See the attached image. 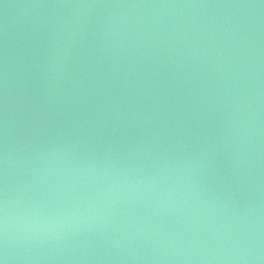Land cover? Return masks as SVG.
Instances as JSON below:
<instances>
[{
	"label": "water",
	"instance_id": "water-1",
	"mask_svg": "<svg viewBox=\"0 0 264 264\" xmlns=\"http://www.w3.org/2000/svg\"><path fill=\"white\" fill-rule=\"evenodd\" d=\"M2 264H264V0H0Z\"/></svg>",
	"mask_w": 264,
	"mask_h": 264
},
{
	"label": "clouds",
	"instance_id": "clouds-1",
	"mask_svg": "<svg viewBox=\"0 0 264 264\" xmlns=\"http://www.w3.org/2000/svg\"><path fill=\"white\" fill-rule=\"evenodd\" d=\"M0 264H2V262H0Z\"/></svg>",
	"mask_w": 264,
	"mask_h": 264
}]
</instances>
